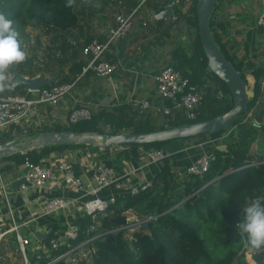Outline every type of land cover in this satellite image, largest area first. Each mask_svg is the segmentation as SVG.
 <instances>
[{
    "label": "trees",
    "instance_id": "obj_1",
    "mask_svg": "<svg viewBox=\"0 0 264 264\" xmlns=\"http://www.w3.org/2000/svg\"><path fill=\"white\" fill-rule=\"evenodd\" d=\"M220 1L211 13V28L226 56L243 71L245 77L243 62L237 61L228 51L215 28V11ZM67 3L68 0H0V13L13 21V27L19 33L20 40L27 34L28 28L41 30L46 27L65 32L75 27L81 14L77 9L79 1L75 0L72 7H68ZM196 3L197 0H193L191 13L186 16L189 22V51L184 46L176 48L173 54L177 63L174 65L183 69L193 83L204 85L211 80L212 85L206 87L209 92L197 118H179L171 120L169 125L172 122L173 125H178L187 121L205 120L229 110L233 105L231 90L207 65V56L198 32ZM175 9V14L179 13L180 8ZM89 40L91 37L86 43ZM253 71L256 78L254 93L244 113L247 115V112L252 111L253 117L259 119V123L253 118L245 120L243 113L233 124L235 131L225 139L228 150H220L208 142L206 148L214 147L215 158L203 175L186 174L179 178L173 164L165 161L153 176L150 185L135 193L128 191L118 194L96 219L89 214L78 219L76 224L79 226V235L77 238H71L68 243L75 245L90 240L83 246L90 251L89 258L80 257L70 261L62 259L58 264H250L249 255L255 262L264 264V251L253 249L247 236L238 235L235 227L243 218L244 206L258 201L264 193V88L261 85L264 68L254 63ZM13 80L12 94H15L17 89L26 87L23 83L15 86L14 77ZM63 80L65 79L58 82L57 79H52V82L45 86L65 82ZM0 94L7 93L0 91ZM106 126L111 129L108 130ZM165 126L163 123L156 125L144 117L136 122L126 116L124 109L118 112L100 109L93 113L89 120H80L68 126L57 124L51 129L58 132L72 129L77 132L114 133L151 131ZM222 132L210 134L217 136ZM206 134L161 142L121 145H128L131 158L136 160L141 154L139 146L146 149H180V143L185 138L200 137L204 140ZM177 142L179 145H172ZM91 146L82 143H54L7 156L20 162L28 158L37 163L46 154L57 149ZM106 162L119 166L114 160L106 159ZM130 210L135 211L137 218L141 219L132 230L128 226L131 222L128 216ZM52 228L44 239L48 244H51L60 232H64L58 233L57 225ZM245 243L247 246H244ZM67 248V245L61 246L53 249L51 253H61Z\"/></svg>",
    "mask_w": 264,
    "mask_h": 264
},
{
    "label": "crops",
    "instance_id": "obj_2",
    "mask_svg": "<svg viewBox=\"0 0 264 264\" xmlns=\"http://www.w3.org/2000/svg\"><path fill=\"white\" fill-rule=\"evenodd\" d=\"M117 1V4L113 3L116 11L111 9L100 17L97 9L101 8L100 3L97 0L91 2V14L95 15L91 17V14H80L77 25L65 31L77 37L71 38L74 42L79 40L86 43V40L94 35L103 38L116 13L130 12L138 7L131 31L119 42L113 44L108 52V58L118 64L110 77H100L91 69L84 72L83 68L88 64V60L80 54L81 57L66 68L63 77L57 75L58 82L61 79L67 81L78 78L75 88L68 92L59 104L44 105L24 117L21 123L1 127L0 143L8 139L21 140L23 137L51 129L57 124L63 125L62 121L68 109L79 103L91 104L97 111L106 109L118 112L124 109L126 116L133 118L136 122L144 117L149 118L156 125L161 124L164 115H143L139 112V99L153 93L156 77L165 63L170 61L177 63V58L173 54L176 48L184 46L189 51V22L186 19V8L181 7L179 13H174L173 16L156 18L154 12L165 7L163 0ZM261 9V0H221L215 11L217 33L236 60L243 62L245 69L254 68V63L264 68V26L257 25L256 20ZM263 77L264 75L261 79ZM22 88L24 87L17 91ZM206 91L209 92L208 89ZM175 115L177 120L183 116L180 111ZM198 140L197 137L186 138L180 143L182 146L180 149H169L170 154L165 161H170L175 170L184 168L203 150L201 146H198ZM172 145L176 146L179 143ZM142 147L144 146H139L138 149L141 151ZM129 150L128 145H114L112 149L101 146L70 147L65 150L57 149L43 158L53 164L56 161L69 159L75 163L78 173L88 187L92 185L95 175L96 160H114L115 164L119 165L117 166L119 179L99 192L100 195L110 198L128 192L131 186L142 187L151 183L153 176L163 164L150 162L144 151L138 159L134 160ZM24 170L23 162L9 156L0 157V183L3 181L6 188V193L0 188V224L10 228L14 217L16 222L21 224L17 232L31 238L27 249V252L30 251L31 259L43 262L50 252L48 243L39 244L46 238L43 234L44 228L47 225H57L59 229L56 231L59 233L70 224H76V221L85 215L82 210L85 200L92 195L85 189L72 186L59 188L51 183L43 188L22 191L19 184ZM58 196L76 198L75 205L66 212L58 211L55 214L41 216L42 202L46 198ZM128 216L131 223L137 219L136 212L133 210L128 212ZM16 235V231L12 230L4 234L0 242V264H24ZM249 261L250 264H259L251 255Z\"/></svg>",
    "mask_w": 264,
    "mask_h": 264
},
{
    "label": "built area",
    "instance_id": "obj_3",
    "mask_svg": "<svg viewBox=\"0 0 264 264\" xmlns=\"http://www.w3.org/2000/svg\"><path fill=\"white\" fill-rule=\"evenodd\" d=\"M145 1V0H144ZM262 9L257 17V25L264 26V0H261ZM193 0H166L165 7L172 6L175 13V8H186V13H191V6ZM164 7V8H165ZM138 7H135L130 12L116 13L112 22L108 25L106 35L100 38L97 35L92 36L88 43H84L81 49L82 54L88 60V64L83 68L84 72L89 69L94 70L100 77H110L111 73L118 66L117 62L108 58V52L113 44L119 42L122 38L127 36L131 31L134 23L133 18ZM245 74L251 87L254 86L255 74L253 67L245 69ZM76 79L67 80L62 83H54L49 86L43 85L42 88L34 90L27 87V89L20 94H0V128L9 124H18L24 120L32 111H37L44 105L59 104L67 95L68 92L73 90L77 84ZM212 85V81L206 82L204 85L193 83L188 74H185L183 69L175 67L174 62L170 61L163 65L161 71L156 77V84L153 93H150L139 99L138 110L143 115H164L161 123H166L176 119V112H182V118L195 119L200 115L201 108L203 107L206 98V87ZM261 85L264 88V77L261 80ZM221 94V92H220ZM97 110L94 106L86 104L72 105L67 114L64 115L62 121L63 126L76 123L80 120H89L93 113ZM248 116L245 120L253 118L256 122H260L257 118L253 117L252 111L247 112ZM179 118V117H178ZM232 126L229 130L223 131L220 135L213 136L210 133L205 135L206 138L200 139L197 137L198 146L203 150L201 153L188 163L184 168L177 170V175L182 178L186 174L203 175L208 171L211 161L215 158L214 147L206 148L208 142L217 146L226 143L225 139L233 129ZM114 146L110 147L111 149ZM105 148V147H103ZM147 154L150 162L165 163L166 158L169 156L170 151L165 148L161 149H146L141 148V152ZM46 158L41 159L35 163L31 159L23 161L25 170L21 176L19 188L23 190L43 188L46 184L51 183L54 186L60 187H77L86 190L92 196L85 200L82 210L85 215L89 214L94 219L97 215L102 214L106 209L109 202L113 201L116 197L107 198L100 195V190L104 187L114 184L118 179V168L106 162L105 159H97L95 164V175L92 179V185L86 186L82 176L78 173L75 163L68 160L56 161L54 164L47 162ZM1 176V174H0ZM94 181V182H93ZM151 183H147L142 187L131 186L129 191L135 193L139 189L145 188ZM0 188L6 191L4 182L0 183ZM6 193V192H5ZM76 198L69 197H51L46 198L40 207L41 216L55 214L59 212H66L68 209L75 205ZM11 211V209H10ZM130 219V218H129ZM141 222V219H136L130 222L128 226L130 230L132 227ZM21 224H18L13 217L12 227L5 228L0 224V242L5 233L8 231H16V236L21 250L22 257H24V264H58L60 260L66 261L76 260L77 258H89V253L86 257L82 256V250L87 249L83 246L88 244L90 240L71 245L68 241L71 238H77L79 233L78 224H70L66 229L62 230L52 241L48 244L50 250L47 258L43 262L39 260H32L27 257V249L30 246L31 238L17 232ZM52 226L47 225L43 234L47 236L51 231ZM93 240V238L91 239ZM45 243L40 241L39 244ZM46 244V243H45ZM68 246L66 250L61 253L52 254L53 249L60 248L61 246ZM45 246V245H44Z\"/></svg>",
    "mask_w": 264,
    "mask_h": 264
},
{
    "label": "water",
    "instance_id": "obj_4",
    "mask_svg": "<svg viewBox=\"0 0 264 264\" xmlns=\"http://www.w3.org/2000/svg\"><path fill=\"white\" fill-rule=\"evenodd\" d=\"M219 0H197L196 16L198 21V32L204 52L207 56V65L222 80L225 81L232 92L233 105L229 110L218 113L205 120L187 121L182 124L155 129L151 131H131V132H81L68 129L58 132L54 129H45L31 136L21 138V140L8 139L0 143V157L10 154L24 152L29 149L45 147L48 144H68L82 143V145H96L105 148L121 144L152 143L161 142L187 136H195L205 133H215L229 130L236 119H238L248 109L249 101L254 93L247 77L243 76L241 69L236 67L231 59L226 56L221 45L217 42L209 21L211 13ZM155 17L173 16L172 6H167L158 12H154ZM15 79V84H25L34 90L40 89L43 85L50 84L52 78L44 74L38 77H24L21 73L11 71ZM220 150H228V144L217 145ZM258 201H264V193ZM244 246H247L245 243Z\"/></svg>",
    "mask_w": 264,
    "mask_h": 264
},
{
    "label": "rangeland",
    "instance_id": "obj_5",
    "mask_svg": "<svg viewBox=\"0 0 264 264\" xmlns=\"http://www.w3.org/2000/svg\"><path fill=\"white\" fill-rule=\"evenodd\" d=\"M78 1L79 3L77 5V9L81 13V15L91 14V2H95V0ZM97 1L101 5V8H97L100 12L99 17L104 14V12H109L111 9L114 11L117 10L113 6V3L117 4V0ZM94 15L95 14H91V17H93ZM71 38L76 39L77 37L71 34V32L68 34V32H61L60 30L54 28L43 27L41 30L28 28L27 34L19 40L21 49L26 52V59L24 62L9 69L8 76L11 88H6L3 92L12 94V91L14 90V87H12L14 80L11 71L19 72L21 73V75L23 74L22 76L24 77H38L43 74L45 76L48 75V77L52 79H57L58 76L63 77L66 68L69 67V65L71 66L72 64H74L78 60V58L81 57V49L84 45V42H81L79 40L74 42L73 40L71 41ZM210 88L212 90V87ZM24 90L25 88H22L16 93L20 94ZM248 115L244 113L242 117L245 119ZM164 124L167 126L168 122ZM173 124L174 123L172 122L170 126H172ZM234 127L230 131L229 136L232 134V132L235 131L236 128ZM106 128L108 130L111 129V127L109 126H106ZM88 253V249L82 250V256L86 257ZM26 254L30 259L32 258L30 251L26 252ZM248 257H250V255Z\"/></svg>",
    "mask_w": 264,
    "mask_h": 264
},
{
    "label": "clouds",
    "instance_id": "obj_6",
    "mask_svg": "<svg viewBox=\"0 0 264 264\" xmlns=\"http://www.w3.org/2000/svg\"><path fill=\"white\" fill-rule=\"evenodd\" d=\"M75 0H68L72 7ZM19 33L13 27V21L0 13V91L9 88V69L24 62L26 52L21 49ZM242 220L235 227L238 235H246L249 245L256 251H264V203L253 201L243 208Z\"/></svg>",
    "mask_w": 264,
    "mask_h": 264
}]
</instances>
